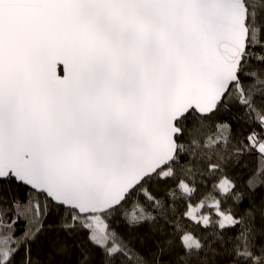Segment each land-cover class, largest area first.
I'll return each mask as SVG.
<instances>
[{"label": "snow or ice", "instance_id": "6c2138e0", "mask_svg": "<svg viewBox=\"0 0 264 264\" xmlns=\"http://www.w3.org/2000/svg\"><path fill=\"white\" fill-rule=\"evenodd\" d=\"M0 264H264V0H0Z\"/></svg>", "mask_w": 264, "mask_h": 264}]
</instances>
